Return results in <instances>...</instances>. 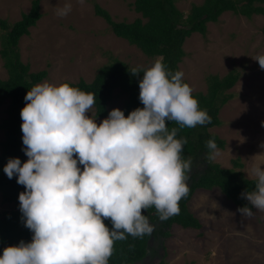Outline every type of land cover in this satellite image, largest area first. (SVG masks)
<instances>
[{"label": "clouds", "instance_id": "clouds-1", "mask_svg": "<svg viewBox=\"0 0 264 264\" xmlns=\"http://www.w3.org/2000/svg\"><path fill=\"white\" fill-rule=\"evenodd\" d=\"M71 10L66 2L56 14ZM252 58L264 69V55ZM129 72L143 74V107L127 116L113 108L99 123L89 115L95 94L69 82L45 81L27 91L20 111L27 160L10 158L3 171L24 186L19 210L32 237L6 246L0 264H109L115 241L153 232L144 210L154 207L161 221L180 213L192 158L182 159L187 138H177L178 129L169 130L166 121L193 128L211 123V117L183 71L172 72L157 59ZM207 148L214 160V139ZM251 175L255 189L241 193L247 203L236 210L242 217H251L253 208L264 211V164L253 165Z\"/></svg>", "mask_w": 264, "mask_h": 264}, {"label": "rangeland", "instance_id": "rangeland-1", "mask_svg": "<svg viewBox=\"0 0 264 264\" xmlns=\"http://www.w3.org/2000/svg\"><path fill=\"white\" fill-rule=\"evenodd\" d=\"M178 8L187 13L192 4L203 0H176ZM31 0H0V18L13 23L29 10ZM66 2L71 12L60 17L56 9ZM133 0H41L42 16L29 35L19 39V51L23 62L31 71L47 70L45 81L60 84L84 79L90 82L99 66L112 58L120 59L131 67H150L156 58L144 55L136 46L117 37L106 21L94 12V4L106 9L113 20L130 22L140 14L134 11ZM264 17L253 14L247 17L227 10L217 22L207 24V33H192L186 38L185 56L179 62L184 81L193 92H206L209 75L224 76L231 70L239 73L236 84L229 90L234 97L219 112L221 126L210 132L226 141L224 149L213 160L221 167L232 168L238 158L241 170L247 178L255 164H264V69L252 57L264 55L262 28ZM7 76L0 58V79ZM37 83V84H38ZM128 94L114 92L109 111L122 109ZM8 103V102H7ZM0 107V123L6 117V105ZM95 118V109H91ZM126 116V115H125ZM104 118L96 117L97 123ZM4 130L0 128V140ZM82 167V166H81ZM190 210L204 224L201 230L173 226V236L160 237L151 242L154 248L136 264H264V211L253 208L251 217H242L234 203L218 188H199L189 202ZM17 205L2 202L0 210L10 211ZM201 232V233H200ZM202 235H200V234ZM200 235V236H199ZM161 241L165 251L161 249Z\"/></svg>", "mask_w": 264, "mask_h": 264}, {"label": "trees", "instance_id": "trees-1", "mask_svg": "<svg viewBox=\"0 0 264 264\" xmlns=\"http://www.w3.org/2000/svg\"><path fill=\"white\" fill-rule=\"evenodd\" d=\"M40 1L31 0L29 10L13 23L0 18V58L7 72L6 78L0 79V107L8 102L6 117L0 123V128L4 130V138L0 140V195L3 203L17 205L16 209L10 211L0 210V254L6 246L18 244L21 240L28 242L32 237L19 210L18 196L24 191V186L17 183L15 176L9 179L3 169L10 158L19 157L21 162L27 160L23 151L20 111L25 106L27 91L48 75L46 69L31 71L29 63L22 61L18 46L19 39L23 35H29L30 27L35 26L42 16ZM131 6L140 16L130 22L113 20L110 13L98 4H94V12L106 21L117 37L136 46L147 57L162 60L172 72L179 70V62L186 54L183 49L186 38L195 32L205 37L207 24L217 22L223 12L230 10L247 17L253 14L264 17V0H203L200 4H192L187 13L178 8L176 0H133ZM262 34L264 36V26ZM131 68L126 62L112 58L97 68L90 82L84 79L64 82L95 94L96 102L93 107L98 118L107 117L115 90L128 94L122 107L127 116L131 110L143 107L139 100L138 83L143 74L133 75L129 72ZM238 78L239 73L235 69L224 76L212 74L206 77V92L192 93L197 98L199 107L210 115L211 123L180 128L176 122L166 121L169 130L178 129L177 138H187L181 156L185 160L192 158L191 170L187 172L189 192L179 201L180 213L167 220L161 221L154 207L144 210L149 222L154 225L153 232L141 237L126 234L125 240L115 241L109 264H136L143 261L149 250L154 248L151 242L159 237H172L175 224L184 228L203 229L204 224L188 206L199 188H218L236 208L247 203L241 193L254 190L256 179L247 178L241 170L234 169L242 167L238 158L233 160L232 168L221 167L208 158L210 150L207 148L209 139H214L220 149H224L226 145L223 138L209 129L222 125L220 109L234 97L229 90ZM105 223L111 226L109 221L106 220ZM160 245L165 251L162 241ZM164 257L161 264L164 263Z\"/></svg>", "mask_w": 264, "mask_h": 264}, {"label": "crops", "instance_id": "crops-1", "mask_svg": "<svg viewBox=\"0 0 264 264\" xmlns=\"http://www.w3.org/2000/svg\"><path fill=\"white\" fill-rule=\"evenodd\" d=\"M219 20V19H218Z\"/></svg>", "mask_w": 264, "mask_h": 264}]
</instances>
